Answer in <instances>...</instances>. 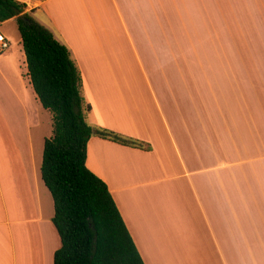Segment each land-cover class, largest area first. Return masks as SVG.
Listing matches in <instances>:
<instances>
[{
  "label": "crops",
  "instance_id": "crops-1",
  "mask_svg": "<svg viewBox=\"0 0 264 264\" xmlns=\"http://www.w3.org/2000/svg\"><path fill=\"white\" fill-rule=\"evenodd\" d=\"M17 1L69 50L86 122L150 147L93 135L86 157L144 264H264V0ZM7 40L0 264H53L38 158L52 116L38 123L24 52Z\"/></svg>",
  "mask_w": 264,
  "mask_h": 264
},
{
  "label": "trees",
  "instance_id": "trees-1",
  "mask_svg": "<svg viewBox=\"0 0 264 264\" xmlns=\"http://www.w3.org/2000/svg\"><path fill=\"white\" fill-rule=\"evenodd\" d=\"M14 17L30 83L52 115L40 175L52 196L51 222L60 238L53 264H144L106 183L87 168L86 157L93 135L139 149L149 145L88 124L81 75L67 47L26 12L25 3L0 0V23Z\"/></svg>",
  "mask_w": 264,
  "mask_h": 264
},
{
  "label": "rangeland",
  "instance_id": "rangeland-1",
  "mask_svg": "<svg viewBox=\"0 0 264 264\" xmlns=\"http://www.w3.org/2000/svg\"><path fill=\"white\" fill-rule=\"evenodd\" d=\"M0 32L2 34L6 35L7 38L10 39L11 48L14 50L13 57L15 59H20V55L22 54L23 49H22L20 33H19L18 29H17V23L15 25L12 22L8 23V24H5L2 28H0ZM81 87H80V91H81ZM39 109H40V111H42L41 112L42 114L38 115V118H37L38 123L40 122V120H42V121L45 120V117H47L48 115L52 116L49 111L43 109L41 106H40ZM42 121H41V128L38 127L36 129H34V131L37 132V133H35V135H37V136L40 135L41 133H44L46 128H48V126L46 125L45 122H43V124H42ZM40 129H41V131H40ZM50 134H51L50 135V137H51L52 136V131H51ZM38 152H39L38 153L39 154L38 158L40 157V162L42 164L43 147H39ZM52 210H53V206H52Z\"/></svg>",
  "mask_w": 264,
  "mask_h": 264
},
{
  "label": "built area",
  "instance_id": "built-area-1",
  "mask_svg": "<svg viewBox=\"0 0 264 264\" xmlns=\"http://www.w3.org/2000/svg\"><path fill=\"white\" fill-rule=\"evenodd\" d=\"M9 47L10 42L2 33H0V53L6 51Z\"/></svg>",
  "mask_w": 264,
  "mask_h": 264
}]
</instances>
